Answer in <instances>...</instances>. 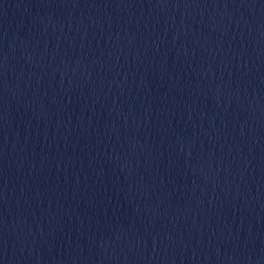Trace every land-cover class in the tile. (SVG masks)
Segmentation results:
<instances>
[{
	"label": "water",
	"instance_id": "95a60500",
	"mask_svg": "<svg viewBox=\"0 0 264 264\" xmlns=\"http://www.w3.org/2000/svg\"><path fill=\"white\" fill-rule=\"evenodd\" d=\"M0 264H264V0H0Z\"/></svg>",
	"mask_w": 264,
	"mask_h": 264
}]
</instances>
